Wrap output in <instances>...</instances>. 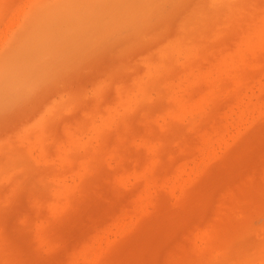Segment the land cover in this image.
<instances>
[{"label":"rangeland","instance_id":"1","mask_svg":"<svg viewBox=\"0 0 264 264\" xmlns=\"http://www.w3.org/2000/svg\"><path fill=\"white\" fill-rule=\"evenodd\" d=\"M0 264H264V0H0Z\"/></svg>","mask_w":264,"mask_h":264},{"label":"bare ground","instance_id":"2","mask_svg":"<svg viewBox=\"0 0 264 264\" xmlns=\"http://www.w3.org/2000/svg\"><path fill=\"white\" fill-rule=\"evenodd\" d=\"M75 1H73V2H68V3H66L65 4V10L67 11V15L69 16V17H72L73 16V14H75V13H77V11H78V9L76 10V12L74 13V11H75V8L77 7L76 6V3H74ZM84 2V1H83ZM78 5V4H77ZM81 18H82V16H81ZM11 66V65H10ZM196 236V235H195ZM194 236V237H195ZM203 236L201 235V234H199V235H197L196 236V238H195V241L197 240H200V243H197V248H196V245L194 244V247L196 248V249H198L199 247H198V244H201V243H204V242H202L201 240L203 239L202 238ZM193 240V239H192ZM204 241V240H203ZM206 242V241H205ZM194 243H196V242H194ZM200 246V245H199ZM204 245H201V247H203ZM199 250L201 251V249L199 248Z\"/></svg>","mask_w":264,"mask_h":264}]
</instances>
